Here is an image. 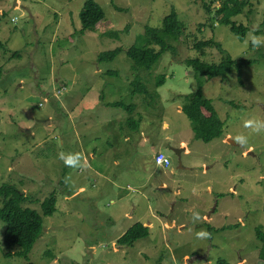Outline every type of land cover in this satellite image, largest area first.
<instances>
[{
  "label": "rangeland",
  "instance_id": "374dc122",
  "mask_svg": "<svg viewBox=\"0 0 264 264\" xmlns=\"http://www.w3.org/2000/svg\"><path fill=\"white\" fill-rule=\"evenodd\" d=\"M84 1L0 0V186L14 185L27 197L24 206L38 211L49 193L56 197L27 257H5L0 247V264H264L255 234L257 227L264 232V133L244 127L245 120L264 119V46L245 43L252 35L264 37V0H248L235 18L250 29L243 40L211 19L220 0H95L104 19L96 31L82 34ZM172 7L182 33L168 41L171 48L157 64L138 72L150 95L132 96L136 71L126 50L146 26H160ZM210 38L252 64L240 80L236 71L223 81L203 79V95L224 131L205 143L193 138L181 110L183 96L196 85L183 60L218 63L224 53L216 47L202 54L193 47ZM118 46L113 60L98 61L101 52ZM162 74L165 82L153 95ZM91 85L99 89V112L80 114L83 91ZM115 101L133 104V110L102 105ZM138 116L137 129L127 126L126 142L117 130L121 117ZM239 134L248 136L252 151L235 142ZM180 140L190 153L173 152ZM112 142V151L101 147L90 159L92 150ZM158 150L166 155L162 166L155 163ZM61 152L81 154L88 167L65 166ZM160 180L166 188L158 187ZM135 222L151 224L148 235L132 246L117 244ZM227 225L233 226L216 230ZM3 228L0 222V242ZM202 229L211 237L197 239Z\"/></svg>",
  "mask_w": 264,
  "mask_h": 264
},
{
  "label": "trees",
  "instance_id": "16d2710c",
  "mask_svg": "<svg viewBox=\"0 0 264 264\" xmlns=\"http://www.w3.org/2000/svg\"><path fill=\"white\" fill-rule=\"evenodd\" d=\"M246 6H249L248 0H220L219 4L214 7L212 14H210L211 19L216 23L228 26L229 30L236 37L243 40L250 29L235 18L244 12ZM205 8L211 13L209 5H205ZM0 15L2 14L0 13ZM78 17L81 24L79 31L82 34L87 31L93 32L96 31L97 25L104 19V11L95 0H85L78 13ZM161 21V25L158 27L146 26L137 41L126 50V55L132 62L131 67L136 71L133 80L129 83L132 96L137 93L149 94L138 72L142 69L149 70L157 64L163 52L171 48L168 41H175L182 33L184 26L179 20L178 13L174 7L170 9V12ZM261 26H264V15ZM255 33H258V31H255ZM193 47L201 54L207 47H216L224 53V56L218 63H208L200 60L198 57L183 60L191 68L196 85L192 92L183 96L181 110L190 121L193 138L207 143L213 139L223 137L224 131L223 121L215 112L211 100L203 95V79L220 78L223 81L229 73L236 71L237 77L240 80L243 70L252 64V60L243 57L233 58L222 49L221 44L215 41L214 38L196 41ZM250 47H252L251 44ZM121 50L122 48L118 46L112 50L101 52L98 55V61H111ZM107 72L110 73L109 71ZM2 73L3 65L0 64V78ZM111 73L115 74L114 71ZM164 82L165 75H159V78L155 82L153 95H158L157 87L161 86ZM229 103L234 105L231 102ZM102 104L106 106H122L128 111H132L134 106L133 104L125 105L120 101L102 102ZM203 110L208 114L204 113ZM138 114L140 115V113ZM139 118L141 116H138V119H130L129 117L127 118V122H125L126 120L119 122V126L127 124L125 126L131 125L134 129H137L140 122ZM26 199L27 197L24 192L14 185L1 184L0 222L4 223V228L2 230L0 247L5 257H27L33 244L41 234L43 217L52 215L56 209V197L53 193H49L40 202L39 211L35 208L24 206L23 203ZM232 226H222L216 230H224ZM148 233V226L143 225L141 222H135L117 238V244L132 246L137 240L146 237ZM255 234L261 243L259 257L264 260V232L257 227ZM24 264L36 263L26 261ZM214 264L230 263L225 259H219Z\"/></svg>",
  "mask_w": 264,
  "mask_h": 264
},
{
  "label": "clouds",
  "instance_id": "9594fccd",
  "mask_svg": "<svg viewBox=\"0 0 264 264\" xmlns=\"http://www.w3.org/2000/svg\"><path fill=\"white\" fill-rule=\"evenodd\" d=\"M245 43H250L253 48L259 49L264 46V37L252 35L249 40H246ZM41 103H39L40 106ZM244 127L251 130V133L260 134L264 133V119H248L244 121ZM235 142L241 147H247L248 151H252L251 146L248 144V136L239 134L235 138ZM158 154L166 155L163 152H156V156ZM58 158L63 160L65 166L77 168L80 170H85L88 167L87 161L79 153H69L65 154L63 152L58 154ZM169 158V157H168ZM171 163V159L169 158ZM163 164H160L162 166ZM70 178H66L65 182L67 183ZM194 221H198L200 219L199 213H193ZM146 226V225H145ZM149 228V227H148ZM197 239H208L211 237V233L207 230H200L196 233Z\"/></svg>",
  "mask_w": 264,
  "mask_h": 264
},
{
  "label": "crops",
  "instance_id": "0c3cea01",
  "mask_svg": "<svg viewBox=\"0 0 264 264\" xmlns=\"http://www.w3.org/2000/svg\"><path fill=\"white\" fill-rule=\"evenodd\" d=\"M97 90H99V89L96 88L94 85H91V86L87 87V89H85L83 91V95L86 96L87 99L83 101L82 109L78 111L80 114H90L91 112H94V111H98L99 112V106L98 105H99L100 102H99V96L97 95L98 94V91ZM103 106L108 107L106 105H103ZM121 119H123V121H124V118L123 117H121ZM120 122H122V120ZM124 126L125 125L118 126V129L117 130H121L124 133L125 140H126V142H128V140H129V135L127 133L128 132V128H127V126H125V127ZM226 136H228V135H226ZM222 140L223 139H221V141ZM101 147H106V151H112L114 149V143L113 142L112 143H104V144L100 145V150L99 149L92 150V152L90 153V156H89L91 160H93L94 158H96L95 154L98 151L99 152L101 151ZM176 147H177V149H180L181 148V150H179V154L180 153H185V154L186 153H190V149L187 146L186 141H184V140H180L178 142V144H177ZM158 151L159 152H162L160 150H158ZM118 164H119V160H117L115 162V165H118ZM96 166L99 167L98 165H96ZM95 172H97L99 175H102V173L99 172L96 169H95ZM163 173H164V170H163ZM158 187H160V188H166L167 187L166 181L160 180V183L158 184ZM80 189H82V188H80ZM125 215H127L128 218H130V216H131L129 213H125ZM141 216L143 217V214H141ZM137 221H139V220H137ZM143 224L146 225V226H148V227L151 226V224H150V226L147 225L148 223H146V222H143ZM168 225H170V224L168 223Z\"/></svg>",
  "mask_w": 264,
  "mask_h": 264
},
{
  "label": "built area",
  "instance_id": "2783aa9c",
  "mask_svg": "<svg viewBox=\"0 0 264 264\" xmlns=\"http://www.w3.org/2000/svg\"><path fill=\"white\" fill-rule=\"evenodd\" d=\"M165 156L163 154H158L156 156V162L159 164H164L165 163Z\"/></svg>",
  "mask_w": 264,
  "mask_h": 264
},
{
  "label": "water",
  "instance_id": "95a60500",
  "mask_svg": "<svg viewBox=\"0 0 264 264\" xmlns=\"http://www.w3.org/2000/svg\"><path fill=\"white\" fill-rule=\"evenodd\" d=\"M229 141L232 142L230 139H229ZM172 150H173L174 153H177L178 156L180 155V154H179V150H180V149L172 148Z\"/></svg>",
  "mask_w": 264,
  "mask_h": 264
},
{
  "label": "bare ground",
  "instance_id": "6f19581e",
  "mask_svg": "<svg viewBox=\"0 0 264 264\" xmlns=\"http://www.w3.org/2000/svg\"><path fill=\"white\" fill-rule=\"evenodd\" d=\"M229 140V139H228ZM233 143V142H232ZM172 148H174V147H171V149ZM156 154V153H155ZM177 154V153H176ZM155 156V155H154ZM155 159V158H154ZM155 163L158 165V166H160V164L159 163H157L156 161H155ZM170 163V162H169Z\"/></svg>",
  "mask_w": 264,
  "mask_h": 264
}]
</instances>
